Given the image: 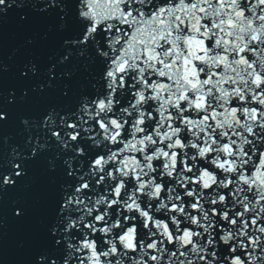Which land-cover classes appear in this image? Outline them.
I'll list each match as a JSON object with an SVG mask.
<instances>
[{
	"label": "snow or ice",
	"instance_id": "1",
	"mask_svg": "<svg viewBox=\"0 0 264 264\" xmlns=\"http://www.w3.org/2000/svg\"><path fill=\"white\" fill-rule=\"evenodd\" d=\"M0 264H264V0H0Z\"/></svg>",
	"mask_w": 264,
	"mask_h": 264
}]
</instances>
